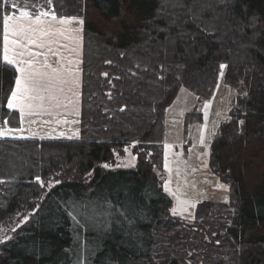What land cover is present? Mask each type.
Here are the masks:
<instances>
[{
  "label": "trees",
  "instance_id": "trees-1",
  "mask_svg": "<svg viewBox=\"0 0 264 264\" xmlns=\"http://www.w3.org/2000/svg\"><path fill=\"white\" fill-rule=\"evenodd\" d=\"M12 3L75 18L81 83L76 139L0 136V264H264V0H0L3 131L20 127L2 60ZM220 86L225 117L205 147L226 197L183 221L162 187L167 112L181 90L194 96L176 149L189 157ZM126 148L134 166L104 169Z\"/></svg>",
  "mask_w": 264,
  "mask_h": 264
},
{
  "label": "rangeland",
  "instance_id": "rangeland-1",
  "mask_svg": "<svg viewBox=\"0 0 264 264\" xmlns=\"http://www.w3.org/2000/svg\"><path fill=\"white\" fill-rule=\"evenodd\" d=\"M59 53H61L60 50ZM63 56L65 57V55ZM76 60L77 57L68 54V65L72 70L74 69L72 62ZM70 73L73 74V71H70ZM229 95L230 91L220 86L219 90L216 92V96L202 106V113L206 117V122L204 125L205 129L202 126L197 132V138H199L198 143H200L199 146L201 147L195 151V148H191L193 149L192 151L191 149H188V151H191V154L188 155L189 157L186 155L183 156L184 154H181V152L177 153L176 149L185 144L181 139L182 115L191 111L194 107L196 103L194 96L181 90L177 99L167 112L166 144L169 148L167 151V161L169 163L167 166L169 173L167 181L162 183V187L164 188V191L170 195L172 200L170 213L174 214L173 209H176L175 214L180 216V219L183 221H192V209L198 201L209 199L224 200L226 197V187L224 185L221 187L222 184L217 182L208 173L207 150L205 146L214 136V127L217 119L225 117L223 110L226 107V99H228ZM70 96L72 97L71 100H73V94H70ZM69 117L71 119L63 122V125L59 130L54 128L55 125L52 121L50 123L45 121V117H38L37 115L26 117L24 121L28 124L27 127H29V130L26 129L25 131L26 136L30 135L42 138L50 137V135L54 134L55 136L53 138L75 137L78 129L77 121L75 118L72 119L73 116H67V118ZM21 120H23V117H21ZM14 132L15 131L4 130L5 134L3 136L7 137L8 134L10 135L12 133L14 135ZM59 132L63 134H59ZM132 154L130 148L127 149V151L123 149L121 153H115V161L112 165L103 167L104 169L131 168L135 163V158H133L134 156ZM166 185L169 189L168 191L165 190ZM180 201H185V205L181 206ZM85 212L88 218L85 217L83 219H97L100 216L95 209H92L90 212L85 210ZM81 216L84 217L85 214H82ZM26 220L27 219H22L23 222ZM8 233L9 231L6 232L5 229L2 228V231L0 232V240L4 241L8 239Z\"/></svg>",
  "mask_w": 264,
  "mask_h": 264
},
{
  "label": "snow or ice",
  "instance_id": "snow-or-ice-1",
  "mask_svg": "<svg viewBox=\"0 0 264 264\" xmlns=\"http://www.w3.org/2000/svg\"><path fill=\"white\" fill-rule=\"evenodd\" d=\"M7 3V0H5ZM11 7L13 9L19 10V16L16 15H3L2 25H3V40H4V54L3 61L7 65H14L15 71L19 73L15 77V89L10 90V96L7 97L6 107L11 110H18L21 116L36 115L37 109L44 108L43 101L45 100V93H47V99L53 100L57 99L53 93L55 91H63V88H58V84H66L69 81L62 79L59 75V71L53 69L51 73L42 71L35 66L36 61L34 59H24L26 55L30 57L39 56L40 53H32L27 49V44H35L36 47H44V42L39 41L36 33L39 32L41 36H49L57 34V24L65 25L69 23V19L75 18H60L58 19L55 13H49L46 11L40 12L33 19L29 15L27 10H20V5L17 3H12ZM50 20H42L41 17H49ZM82 23V21H79ZM46 24V26H45ZM63 34V33H60ZM11 52V56L9 55ZM45 68L48 67L47 64L44 65ZM225 67L221 65V68ZM71 75V74H70ZM35 101H40L41 103L36 104ZM59 106V101L57 100V105ZM7 124V121H4ZM18 129H12L11 131H17ZM5 133L0 130V136ZM135 146V145H132ZM127 151V148L125 149ZM135 158V157H133ZM104 167H108L107 164ZM167 167V165H165ZM39 180V177H37ZM59 183V181H57ZM43 186V182H41ZM223 187V185H221ZM165 190L168 191L167 185ZM185 201H180V205H185ZM186 210V209H184ZM176 209H173L175 214Z\"/></svg>",
  "mask_w": 264,
  "mask_h": 264
},
{
  "label": "crops",
  "instance_id": "crops-1",
  "mask_svg": "<svg viewBox=\"0 0 264 264\" xmlns=\"http://www.w3.org/2000/svg\"><path fill=\"white\" fill-rule=\"evenodd\" d=\"M19 16V15H18ZM35 17H33L34 19ZM42 20L48 21L50 20L49 17H41ZM46 26V24H45ZM57 34L56 35H49V36H41L39 32L36 33V36L39 38V41L44 42V47L38 48L35 44H27V49L29 52L36 53L39 52L40 55L36 57H30L26 55L23 57L24 59H34L36 61L35 66L42 71L51 73L53 69H56L59 71V75L62 79L68 80L69 82L66 84H58L57 87L63 88V91H55L53 95L57 99L49 100L47 99V93H45V100L43 101L44 108L37 109V116L38 117H45L48 123L51 121L54 123V128L56 130H59L60 127H62L63 122L66 120L71 119L70 117L67 118V116H73L75 120L78 123V115H79V89H80V83H81V73H80V61H81V34H80V27L75 21L69 20L68 24L65 25H59L57 24ZM63 33V34H60ZM59 50L61 53H59ZM52 53V54H51ZM3 54H4V40H2V60H3ZM68 54L77 57L76 61H73L74 69L72 70L70 66L68 65ZM9 55L11 56V52H9ZM65 55V57L63 56ZM4 62V61H3ZM66 62V63H65ZM5 63V62H4ZM47 64L48 67L45 68L44 65ZM65 64V66H64ZM12 67L14 65H10ZM70 71H73V74L70 73ZM71 74V75H70ZM19 73L16 72V76H18ZM15 89V84L13 87V90ZM70 94H73L74 99L70 96ZM57 100L59 101V106L57 105ZM36 104L41 103L40 101H35ZM7 104V103H6ZM8 109V108H7ZM18 113L19 119H20V127L17 131L12 134H8L7 137L12 139H22V140H58V139H66V140H73L76 139L78 134L76 132L75 137L67 138V137H58L53 138L55 135L52 134L50 137H42L37 138L36 136H26V129L29 130L28 124L24 121L26 117H33L24 115L21 116L18 110H11ZM21 117H23V120H21ZM62 122H60V121ZM72 121V120H70ZM63 131V130H61ZM59 134H63L60 133ZM62 136V135H61ZM64 136V135H63Z\"/></svg>",
  "mask_w": 264,
  "mask_h": 264
}]
</instances>
